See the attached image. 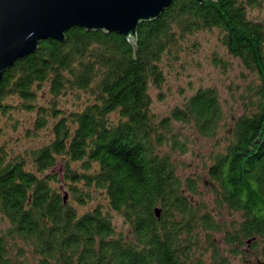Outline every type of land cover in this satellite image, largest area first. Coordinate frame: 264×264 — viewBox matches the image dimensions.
I'll return each mask as SVG.
<instances>
[{
  "label": "trees",
  "instance_id": "obj_1",
  "mask_svg": "<svg viewBox=\"0 0 264 264\" xmlns=\"http://www.w3.org/2000/svg\"><path fill=\"white\" fill-rule=\"evenodd\" d=\"M263 4L173 0L138 24L135 46L114 31L72 27L5 70L0 264H228L244 246L264 259V14H249ZM205 30H216L254 74L202 181L211 208L197 197L198 179L178 175L173 154L187 150L179 123L206 138L218 134L225 118L218 90L197 86L161 116L150 95ZM8 129L32 143L10 145ZM201 238L207 260V252L196 255Z\"/></svg>",
  "mask_w": 264,
  "mask_h": 264
},
{
  "label": "rangeland",
  "instance_id": "obj_2",
  "mask_svg": "<svg viewBox=\"0 0 264 264\" xmlns=\"http://www.w3.org/2000/svg\"><path fill=\"white\" fill-rule=\"evenodd\" d=\"M251 17H259L264 14V4L261 7L249 10ZM218 32L216 30H205L197 32L193 37L198 41L197 48H189L183 52L182 61L173 68L167 69L166 79L160 89L150 88L151 108L157 115H167L173 107L181 104L184 98L197 86L211 85L219 93L222 106L225 111V118L218 134L213 138H206L197 135L193 129L179 123L177 127L187 138V150L184 153H174L173 158L177 163V173L181 178L192 176L197 181V187L200 194L198 198L206 202L211 208V189L204 186L202 181L207 178V166L211 162V154L221 149L226 134L225 128L230 122V115L240 112L246 105L243 99L249 84L254 80V74L246 69L236 58L231 56L219 42ZM217 55L225 62L215 64L212 57ZM27 115L22 113L20 118ZM6 136L10 145L16 148L32 143L31 139L24 137L18 138L20 132L11 129L6 130ZM41 137V134L39 135ZM239 213L229 214L232 220L238 218ZM225 218L228 220L229 218ZM229 219V220H230ZM114 220L118 228L124 229L120 223V218L115 214ZM228 220V221H229ZM220 234L216 233L214 238L218 240ZM202 249L196 252V255L203 254L207 260L209 249L206 242L201 238ZM218 245H221L218 243ZM245 246L243 249L245 250ZM240 255L230 256L228 264H244Z\"/></svg>",
  "mask_w": 264,
  "mask_h": 264
},
{
  "label": "water",
  "instance_id": "obj_3",
  "mask_svg": "<svg viewBox=\"0 0 264 264\" xmlns=\"http://www.w3.org/2000/svg\"><path fill=\"white\" fill-rule=\"evenodd\" d=\"M172 1L0 0V81L5 70L37 50L40 40L63 41L72 27L114 31L135 46L138 24L160 16ZM154 211L158 217L160 208Z\"/></svg>",
  "mask_w": 264,
  "mask_h": 264
},
{
  "label": "flooded vegetation",
  "instance_id": "obj_4",
  "mask_svg": "<svg viewBox=\"0 0 264 264\" xmlns=\"http://www.w3.org/2000/svg\"><path fill=\"white\" fill-rule=\"evenodd\" d=\"M250 240H248L247 243H249ZM243 251L240 252L238 255H240L241 260L244 264H264V259L261 258L257 253L255 252H249V249L245 248L242 249Z\"/></svg>",
  "mask_w": 264,
  "mask_h": 264
}]
</instances>
